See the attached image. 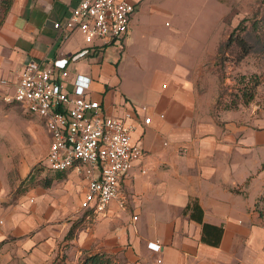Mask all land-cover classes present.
<instances>
[{"label":"crops","instance_id":"obj_1","mask_svg":"<svg viewBox=\"0 0 264 264\" xmlns=\"http://www.w3.org/2000/svg\"><path fill=\"white\" fill-rule=\"evenodd\" d=\"M79 1L12 0L0 25V80L15 86L28 61L69 59L88 48L67 65L66 91L92 80L87 97L109 116L128 115L132 143L144 154L120 182L117 199L97 213L80 209L86 182L75 169L50 172L43 158L40 169L54 177L41 182L0 153V264H81L98 252L113 264H264V118L243 107L213 110L207 56L192 63L173 57L149 85L133 90L118 66L137 10L150 0H128L135 12L118 41L123 52L112 47L109 54L117 42L87 46L77 32L64 39L52 29ZM80 212L90 214L67 241Z\"/></svg>","mask_w":264,"mask_h":264},{"label":"rangeland","instance_id":"obj_2","mask_svg":"<svg viewBox=\"0 0 264 264\" xmlns=\"http://www.w3.org/2000/svg\"><path fill=\"white\" fill-rule=\"evenodd\" d=\"M5 2L0 0V22ZM148 3L149 7L137 10L134 28L125 44L126 52L118 66V75L126 85L140 91L149 85L154 70L171 64L173 57L177 60L186 57L192 63L207 56L205 66L210 79L216 82L215 102L220 95L221 104L225 105L221 111L213 110L220 113L243 107L251 117L264 118V0H150ZM157 3L161 5L153 11ZM241 22L245 25L243 38L251 49L238 61L236 54L240 50L222 47ZM123 45L121 42L110 45L106 54L114 50L112 47L123 52ZM253 75L259 85L254 99L244 105L240 90ZM6 82L0 86L1 158L10 160L14 168L25 166L32 176L45 182L54 177L39 167L49 143L46 128L11 100L14 84ZM89 214L80 212L79 219Z\"/></svg>","mask_w":264,"mask_h":264},{"label":"built area","instance_id":"obj_3","mask_svg":"<svg viewBox=\"0 0 264 264\" xmlns=\"http://www.w3.org/2000/svg\"><path fill=\"white\" fill-rule=\"evenodd\" d=\"M135 6L128 0H80L63 23L52 29L64 39L79 33L87 46L120 41L127 33ZM82 49L69 59L31 60L22 67L11 100L43 123L50 143L43 165L50 172L78 171L86 182L81 210L103 212L117 199L120 182L144 152L132 143L134 128L125 118L107 115L98 101L87 97L92 80L77 83L68 93L62 80L71 61L87 56ZM0 80V85H6ZM145 111V107L141 109ZM145 117L144 124H149ZM141 170V174H145ZM133 220H137L134 216Z\"/></svg>","mask_w":264,"mask_h":264},{"label":"trees","instance_id":"obj_4","mask_svg":"<svg viewBox=\"0 0 264 264\" xmlns=\"http://www.w3.org/2000/svg\"><path fill=\"white\" fill-rule=\"evenodd\" d=\"M11 2L12 0H6L4 4L5 7H4L3 19L11 5ZM3 19L1 20L0 25ZM244 31H245V25L243 24V22H241L236 28L233 29V31L230 33L229 37L227 38L225 44L222 47L227 50H231V49L240 50V52L236 54L238 61L246 57L250 53V49H251V47L245 42L243 38ZM258 85H259V81L256 78V76L253 75L248 78L247 82L245 83L243 88L240 90L241 92L240 95L242 97L244 105L249 104L254 99V93ZM221 98L222 97H220L219 95V98H217L215 102V106L213 109H215L216 111L223 110V107L225 106L221 104ZM260 171H264V162L260 166L259 172ZM58 178H61V177L58 176ZM260 217L264 218V215L260 214ZM84 221H85V218L82 217L78 221L74 222L71 225L65 237V240L67 241L71 240L74 237L76 231L82 227ZM53 264H55V262H53ZM81 264H113V262H112L111 256L103 252H98V253H94L91 255L83 256L81 260Z\"/></svg>","mask_w":264,"mask_h":264}]
</instances>
